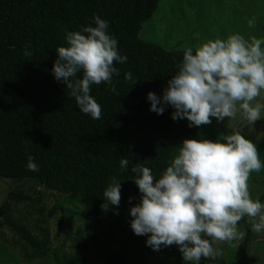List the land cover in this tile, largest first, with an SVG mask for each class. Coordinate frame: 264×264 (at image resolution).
Instances as JSON below:
<instances>
[{
    "label": "trees",
    "instance_id": "obj_1",
    "mask_svg": "<svg viewBox=\"0 0 264 264\" xmlns=\"http://www.w3.org/2000/svg\"><path fill=\"white\" fill-rule=\"evenodd\" d=\"M162 1L0 0V179L35 181L45 190L78 197L82 216L96 217L107 204L103 193L113 178L128 194L137 185L133 166L142 164L159 179L185 139L215 141L235 132L220 127L215 117L209 125L189 127L186 118L172 119L171 105L162 115L150 111L148 93L163 96L186 51H167L139 38ZM97 16L108 23L119 54L127 57L125 63L114 62L120 73L113 74L116 92L107 83L92 86L90 94L102 108L99 120L80 111L52 71L56 49L68 46L66 34L94 27ZM129 72L131 80L125 79ZM29 156L38 172L27 169ZM122 159L129 160L125 170L120 169ZM30 200L11 190L0 206V229L18 237L24 258L43 259L51 246L49 234L41 230L35 236L11 217L15 203ZM238 223L246 228L238 264H247L253 231L248 217ZM173 250L177 263L184 264L179 246ZM212 261L226 264L223 255Z\"/></svg>",
    "mask_w": 264,
    "mask_h": 264
},
{
    "label": "clouds",
    "instance_id": "obj_2",
    "mask_svg": "<svg viewBox=\"0 0 264 264\" xmlns=\"http://www.w3.org/2000/svg\"><path fill=\"white\" fill-rule=\"evenodd\" d=\"M248 24L254 27L255 20ZM108 27L97 16L94 27L68 32V46L56 49L58 59L52 69L55 79L67 85L68 94L75 98L80 111L95 120L101 119L102 108L90 94L92 86L107 83L116 92L113 74L120 73L114 62L127 60L119 54L118 42L108 34ZM262 44L264 39L253 36L249 40L236 33L226 40L217 38L203 43L195 54L191 47L187 48L179 71L168 81L163 96L148 93L150 111L162 115L165 107L171 105L175 109L172 119L186 118L189 127L209 125L213 117L218 122L236 119L238 114L248 126L255 125L264 112ZM25 55L31 53L25 50ZM81 72L82 79H78ZM125 79L131 80L132 74L126 73ZM33 159L29 156L27 169L38 172ZM128 165V159L120 161L121 170ZM262 168L264 163L256 145L239 130L231 135L221 134L215 141L185 139L159 179L142 164L132 167L134 181L143 195L130 210L131 228L138 236L151 234L146 243L156 251L162 245L175 244L186 262L215 260L223 253L214 244L244 239L238 222L245 216L253 232H264V204L252 198L248 183L251 173ZM103 195L107 204L119 206L120 181L113 178Z\"/></svg>",
    "mask_w": 264,
    "mask_h": 264
},
{
    "label": "rangeland",
    "instance_id": "obj_3",
    "mask_svg": "<svg viewBox=\"0 0 264 264\" xmlns=\"http://www.w3.org/2000/svg\"><path fill=\"white\" fill-rule=\"evenodd\" d=\"M253 19L255 26L249 27L248 21ZM236 33L249 40L253 36L264 39V0H163L153 18L143 25L139 38L167 51H180L189 47L196 49L217 38L226 40ZM216 123L226 130H239L256 145L264 163V112L253 126H248L239 114L236 119L225 118ZM248 183L252 198H263L264 204V168L252 172ZM14 189L24 192L31 200L15 203L11 217L27 226L35 236L45 230L51 246L45 258L26 259L18 237L3 227L0 264H178L174 244L162 245L156 251L146 243L151 234L138 236L132 230L130 210L141 202L143 195L138 185L131 186L128 194L121 192L119 206L106 204L96 217L82 216L84 207L78 197L45 190L35 181L0 179V206ZM238 230L246 236L242 224L238 223ZM245 236L231 244H214L223 253L226 264H238V247ZM199 264L221 263L202 258ZM247 264H264V232H253Z\"/></svg>",
    "mask_w": 264,
    "mask_h": 264
}]
</instances>
